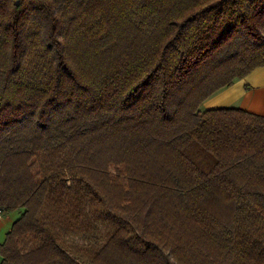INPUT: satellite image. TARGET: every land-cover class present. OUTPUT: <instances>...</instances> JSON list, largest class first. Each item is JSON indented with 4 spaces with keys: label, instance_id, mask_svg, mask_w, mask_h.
Returning <instances> with one entry per match:
<instances>
[{
    "label": "trees",
    "instance_id": "trees-1",
    "mask_svg": "<svg viewBox=\"0 0 264 264\" xmlns=\"http://www.w3.org/2000/svg\"><path fill=\"white\" fill-rule=\"evenodd\" d=\"M263 65L264 0H0V264H264V115L199 110Z\"/></svg>",
    "mask_w": 264,
    "mask_h": 264
},
{
    "label": "crops",
    "instance_id": "crops-1",
    "mask_svg": "<svg viewBox=\"0 0 264 264\" xmlns=\"http://www.w3.org/2000/svg\"><path fill=\"white\" fill-rule=\"evenodd\" d=\"M261 106V109L259 108ZM238 107L249 112L264 115V65L257 67L248 75L235 80L230 86L223 87L199 106V110ZM21 210L3 213L0 216V243L5 239L12 223L19 217ZM2 256L0 255V262Z\"/></svg>",
    "mask_w": 264,
    "mask_h": 264
},
{
    "label": "rangeland",
    "instance_id": "rangeland-1",
    "mask_svg": "<svg viewBox=\"0 0 264 264\" xmlns=\"http://www.w3.org/2000/svg\"><path fill=\"white\" fill-rule=\"evenodd\" d=\"M259 108L261 109V106H259ZM96 238H91L89 237V239L84 240L80 237H78L77 235H66L65 236V241L68 244V249L76 254L80 251H84V252H80V254L82 255V259H84V261L89 260V253H94L96 250H98V248L101 246L103 238L101 237L102 233H98L96 232ZM99 245V247L94 250V248ZM94 250V251H93ZM87 251V256L85 255V252ZM115 264H117V262H115ZM121 264H127V263H121Z\"/></svg>",
    "mask_w": 264,
    "mask_h": 264
},
{
    "label": "built area",
    "instance_id": "built-area-1",
    "mask_svg": "<svg viewBox=\"0 0 264 264\" xmlns=\"http://www.w3.org/2000/svg\"><path fill=\"white\" fill-rule=\"evenodd\" d=\"M1 214H2V213H1V211H0V216H1Z\"/></svg>",
    "mask_w": 264,
    "mask_h": 264
}]
</instances>
